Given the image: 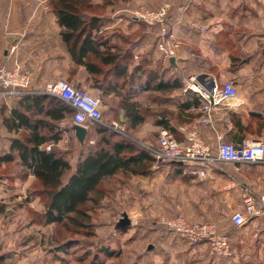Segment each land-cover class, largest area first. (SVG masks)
<instances>
[{
	"label": "crops",
	"instance_id": "obj_1",
	"mask_svg": "<svg viewBox=\"0 0 264 264\" xmlns=\"http://www.w3.org/2000/svg\"><path fill=\"white\" fill-rule=\"evenodd\" d=\"M47 1L0 0V64L12 66L14 60L22 63L30 70L36 86L65 79L99 97L101 123L111 131L108 143H104L98 140L93 123H87L84 141L80 143L71 123L58 143L70 136L77 149L85 142L97 148L105 146L111 152L117 143L132 145L133 150L121 151L125 154L126 169L119 168L107 178H121L118 185L129 196L126 202L133 203L136 198L141 209L152 205L165 211H184L192 218H202V222L211 217L210 184L215 185L217 193L231 195L235 208L240 206L239 198L234 196L238 189L246 187L257 196L264 195V163L220 161L216 180L209 183L189 173L186 165L173 161L160 164L149 150L157 145V136L163 127H169L178 139H183L188 132H196L212 148L218 135L233 143L239 139L264 141V0H105V20L97 34L107 42L95 48L113 52L119 58L112 64H101L106 71L100 74L92 72L84 62L72 59ZM161 5L168 7L171 38L167 46L176 44L172 55L158 49L156 28L140 26L132 18L134 10ZM12 46H15L13 52ZM192 76L200 82L209 78L219 83L232 80L237 94L231 100L229 111L240 118L246 129L235 130L231 136L220 119L214 129L202 124L199 104L194 103L193 94L183 90ZM20 96L3 98L16 100ZM125 97L141 106L142 123L135 126L128 123L121 107ZM161 106L162 111L158 110ZM162 116L168 126L159 121ZM145 125L157 131V136L153 138L144 133ZM126 131H135L136 137ZM77 160V155L69 159L73 169ZM135 192L136 197L131 194ZM259 219L242 228H229L227 220L221 228L230 232L231 256L219 259L209 254L206 244L188 245L173 232L167 235L160 224L157 227L160 232L146 230L142 234L153 237L160 245L168 239L178 252L187 245L185 250L199 264H264V248H260V244L264 245V231L255 240L246 235V229L260 222Z\"/></svg>",
	"mask_w": 264,
	"mask_h": 264
},
{
	"label": "rangeland",
	"instance_id": "obj_2",
	"mask_svg": "<svg viewBox=\"0 0 264 264\" xmlns=\"http://www.w3.org/2000/svg\"><path fill=\"white\" fill-rule=\"evenodd\" d=\"M49 2L50 0L47 1V5L51 9ZM100 3H103V0L98 2L100 6L97 10L104 14V5ZM162 6L165 5L160 7ZM138 21L140 26H148L143 21ZM1 98L0 153L8 149L12 137L18 136L16 132L7 131L2 122L4 115L9 114V107L18 106V99L4 100L3 97ZM160 109L164 110L162 106L158 108V110ZM38 117L41 118V115L37 116L36 114L34 118ZM65 124V122L63 124L59 122L60 127ZM142 128V131L151 137L157 136V131L152 130L150 125H145ZM149 128L151 129L147 130ZM126 132L130 136L136 137L135 131ZM69 137H66L64 141L61 140L55 147L69 149L67 157L72 159L76 156L78 149L75 148ZM46 145L42 147L45 148ZM159 163L164 162L160 161ZM218 164L209 171L211 177L204 180L209 183L215 182ZM121 182V178H105L102 181L101 186L104 188L105 196L89 210L90 218L86 220L87 225L78 230L73 226L65 228L61 224H44L41 213L44 210L45 197L37 193L39 189L37 180L33 175H26L25 169L21 168L17 162L1 164L0 201L6 203L7 209L4 214L0 215V264H199L196 263L195 258H192L189 250H185L187 245L180 250L181 252H178L179 249L170 246L168 239H165L166 243L160 245L156 239L149 235L144 236L142 233H147L146 230L160 232V228H149V225L159 215L172 217L180 213L191 221H200L202 218H192L184 211H165L152 205L149 208L141 209L136 198L133 199V203H127L129 196L125 190L121 191L118 185ZM211 185L209 186L211 217L203 221H211L223 227L228 220L229 228L234 227L229 218L238 208L232 204L231 195L223 196L217 193L214 184V186ZM28 191H34L35 195L26 202ZM131 194H134V197L137 196L136 192ZM234 196L238 197L241 203L240 189ZM123 211L128 215L130 224L124 228L116 229L115 223ZM259 220L260 222H256L250 226L251 228L246 229V235H249L252 240L263 235L264 216ZM251 221L249 220L242 227L249 225ZM166 233L168 235L170 231L167 230ZM152 236L154 235L152 234ZM188 245L193 244L188 243ZM260 248L263 249L264 245L260 244Z\"/></svg>",
	"mask_w": 264,
	"mask_h": 264
},
{
	"label": "trees",
	"instance_id": "obj_3",
	"mask_svg": "<svg viewBox=\"0 0 264 264\" xmlns=\"http://www.w3.org/2000/svg\"><path fill=\"white\" fill-rule=\"evenodd\" d=\"M49 4L72 59L84 62L97 74L106 71L101 64H112L118 60L117 54L95 48L96 45L107 42L102 35L97 34L105 20L103 14L97 10L100 6L98 2L50 0ZM100 4L105 6V0ZM186 92L193 94L195 104H200L198 96L193 91ZM121 107L131 126L143 122V112L137 101L125 97L121 100ZM72 113L73 109L57 96L41 93L21 95L18 106L13 107L9 114L3 117L2 122L6 130L16 132L18 136L12 137L8 149L0 153V165L17 162L25 169L26 175H33L37 180L39 184L37 193L45 197L44 210L41 213L44 224H61L65 228L73 226L79 230L87 225L86 220L90 218L89 210L105 196L102 181L116 173L119 168L126 169L125 154L121 151L124 149L131 151L134 148L128 143H115L111 152L105 146L97 148L84 142L83 147L78 149L76 154L78 160L73 169L67 157L69 149L55 147L62 132L69 129ZM36 114L41 115V118L35 119ZM227 115L232 122L227 130L231 136L235 135V130L246 129L238 116L235 117L231 111H227ZM60 121H66V124L60 127ZM159 121L168 126L163 116ZM91 123L94 132L99 135L98 140L108 143L110 129L98 121ZM166 128L175 133L169 127ZM243 140L239 139L234 143L238 144ZM47 143L50 144L49 149L42 147ZM75 148L77 149L76 145ZM142 154H145V151ZM178 165L183 166L180 163ZM34 195V191H28L25 201L28 202ZM6 209V203L0 201V215L4 214Z\"/></svg>",
	"mask_w": 264,
	"mask_h": 264
},
{
	"label": "built area",
	"instance_id": "obj_4",
	"mask_svg": "<svg viewBox=\"0 0 264 264\" xmlns=\"http://www.w3.org/2000/svg\"><path fill=\"white\" fill-rule=\"evenodd\" d=\"M133 18L143 21L158 31V49L165 55H172L173 48L167 46L171 38L167 17L168 7L157 9H140L132 13ZM14 46L10 51H14ZM137 58V56L135 57ZM184 91L191 90L199 98L201 111L200 122L215 128L218 119L222 120L228 129L232 122L227 111L232 108L231 100L237 90L232 80L217 82L209 78L200 82L192 76L185 84ZM29 93L54 95L65 101L72 109V123L85 126L88 122H101L102 110L100 98L88 93L81 87L74 86L65 79L45 82L41 86L32 83L30 70L22 63L15 61L13 66L0 64V96H20ZM50 144L45 146L49 149ZM150 153L157 161H173L186 165L189 173L205 179L211 177L210 170L222 162L264 163V141L244 139L241 143L226 141L218 135L215 148L206 143L196 132H188L183 139H178L169 129L161 128L157 136V145L149 147ZM264 216V195H255L250 189H241V203L230 216L231 224L242 227L249 220ZM178 235L190 244H206L209 254L214 257L231 256V235L211 221H191L177 213L172 217L159 215L149 225L157 229L158 225Z\"/></svg>",
	"mask_w": 264,
	"mask_h": 264
},
{
	"label": "water",
	"instance_id": "obj_5",
	"mask_svg": "<svg viewBox=\"0 0 264 264\" xmlns=\"http://www.w3.org/2000/svg\"><path fill=\"white\" fill-rule=\"evenodd\" d=\"M170 60H172V58H170ZM203 75H201V76H203ZM71 129L74 131V135H75L76 139L80 143H83L84 138H85V134H86V128L83 125L73 123L71 125ZM129 224H130V219H129L128 215L126 214V212L123 211L121 213V217L115 223V228L121 229V228H124L125 226H127Z\"/></svg>",
	"mask_w": 264,
	"mask_h": 264
}]
</instances>
